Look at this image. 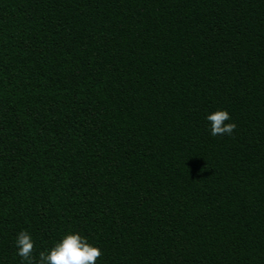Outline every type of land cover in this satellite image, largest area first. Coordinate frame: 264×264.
Segmentation results:
<instances>
[{
    "label": "trees",
    "instance_id": "1",
    "mask_svg": "<svg viewBox=\"0 0 264 264\" xmlns=\"http://www.w3.org/2000/svg\"><path fill=\"white\" fill-rule=\"evenodd\" d=\"M22 230L264 264V0H0V264Z\"/></svg>",
    "mask_w": 264,
    "mask_h": 264
},
{
    "label": "clouds",
    "instance_id": "2",
    "mask_svg": "<svg viewBox=\"0 0 264 264\" xmlns=\"http://www.w3.org/2000/svg\"><path fill=\"white\" fill-rule=\"evenodd\" d=\"M206 119L211 125V135H232L236 124L231 120L227 110H216ZM17 255L24 264H96L102 255L100 248L89 243L79 233L65 235L47 252H40L39 257L33 255L34 241L31 234L22 230L16 237Z\"/></svg>",
    "mask_w": 264,
    "mask_h": 264
}]
</instances>
